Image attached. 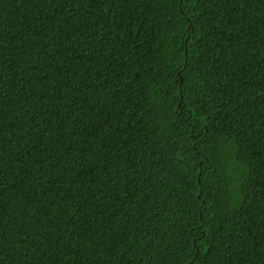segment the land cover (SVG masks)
<instances>
[{"label":"trees","instance_id":"trees-1","mask_svg":"<svg viewBox=\"0 0 264 264\" xmlns=\"http://www.w3.org/2000/svg\"><path fill=\"white\" fill-rule=\"evenodd\" d=\"M0 264H264V0H0Z\"/></svg>","mask_w":264,"mask_h":264}]
</instances>
